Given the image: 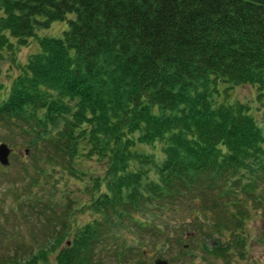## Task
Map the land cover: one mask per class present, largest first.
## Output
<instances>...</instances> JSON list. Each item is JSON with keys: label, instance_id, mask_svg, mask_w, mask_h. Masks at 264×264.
Here are the masks:
<instances>
[{"label": "trees", "instance_id": "trees-1", "mask_svg": "<svg viewBox=\"0 0 264 264\" xmlns=\"http://www.w3.org/2000/svg\"><path fill=\"white\" fill-rule=\"evenodd\" d=\"M0 12V62L35 39L40 49L0 100V132L26 137L32 152L23 167L39 189L31 210L70 225L52 239L72 237L56 264H96L116 227L165 244L135 215L177 203L206 237L203 255L227 259L234 247L246 256L235 233L251 205L264 209V116L258 124L250 107L222 97L251 85L264 98V0H0ZM55 23H67L62 37L37 38ZM94 159L103 175L85 167ZM71 177L87 196L80 206L60 188ZM77 210L96 217L73 229ZM222 231L231 241L220 243ZM49 241L31 252L40 250L35 264H48Z\"/></svg>", "mask_w": 264, "mask_h": 264}, {"label": "rangeland", "instance_id": "rangeland-1", "mask_svg": "<svg viewBox=\"0 0 264 264\" xmlns=\"http://www.w3.org/2000/svg\"><path fill=\"white\" fill-rule=\"evenodd\" d=\"M1 16L2 13L0 12ZM70 19H74V16H70ZM67 29V23H55L49 30L38 31L37 38H60ZM39 51V45L35 39L30 42L29 47L19 49L14 55H6L5 60L0 62V100L7 96L20 67L26 64L29 56ZM231 89L229 87L225 89L226 94H228H223L222 99L228 103L237 102L250 107L251 115L254 116L258 124L261 123L264 116V98H259L260 91L258 88L245 85ZM17 135L13 131L0 132V144H6L12 150L9 156V166L0 167V261L4 258H19L25 260L26 264H35L32 259L40 250L35 254H31V252L35 247L50 240L48 247L52 251L48 254L47 261L48 264H56L55 256L65 247L66 243H69V246L71 245L72 237L67 235V238L59 242V245L53 243L52 239L59 233L65 234L67 230L71 231L70 225L65 224L66 227H64L65 225L63 226L61 221L65 218L62 219L60 215L47 213L45 217H39L31 210L30 206L34 204L35 193H39V189L37 184L32 186L33 174L29 183L24 179L23 167L25 164L32 165V152L26 146V137L23 138ZM85 167H91L97 175L104 174V162L97 163L96 159L85 161ZM34 180L36 181V179ZM62 180L60 188L63 191H73L71 194L78 200L77 206L87 201L84 200L87 196L84 194V187L81 183L73 177L69 178L68 181ZM17 186L19 187L15 188ZM41 187H43V191L46 189L43 195L48 196L49 190L51 188L55 189V184L52 180H48L46 184L42 183ZM63 204H65L64 201ZM13 206L17 212H14ZM167 208L163 212H156L154 216L145 213L135 215L136 219H143L155 230L163 231L166 234L165 237L169 238L165 244L160 242L157 233L155 235L145 234L137 228L132 231L119 227L114 230L107 229L104 232V235H106L104 239L108 235L110 236L107 237L108 242L105 250H100V254L98 252L97 258L99 261L97 260L98 263L96 261V264H102V262L104 264H154L158 258L167 261L168 264H182L185 261L190 262V264H229V262L231 264H264V209L259 210L251 205L250 217L244 228L245 230H238L235 233L246 240V256H241L240 248L233 247V252L226 256L227 259L219 260L203 255L202 248L206 237L202 238L199 236L198 231H195V227L193 231V226L187 225L189 222L187 221L188 212H191L187 203H177ZM76 213L72 219L73 229L76 226L85 225L96 217L89 211L77 210ZM232 234L234 233L230 231H222L220 236L217 235V238L220 243H224L225 240L231 241ZM229 243L231 244V242ZM184 245L187 247L183 248ZM208 247H212L209 240ZM184 252L187 254L184 255ZM37 264H45V262L40 260Z\"/></svg>", "mask_w": 264, "mask_h": 264}, {"label": "water", "instance_id": "water-1", "mask_svg": "<svg viewBox=\"0 0 264 264\" xmlns=\"http://www.w3.org/2000/svg\"><path fill=\"white\" fill-rule=\"evenodd\" d=\"M12 150L6 144H0V164L3 166L9 165V156ZM155 264H168L165 260H157Z\"/></svg>", "mask_w": 264, "mask_h": 264}]
</instances>
